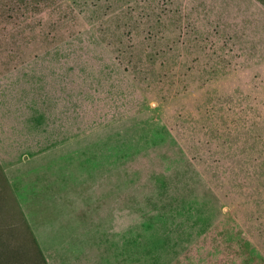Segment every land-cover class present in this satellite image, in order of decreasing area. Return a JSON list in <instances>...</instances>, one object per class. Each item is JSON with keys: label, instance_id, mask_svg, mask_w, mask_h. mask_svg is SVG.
Instances as JSON below:
<instances>
[{"label": "rangeland", "instance_id": "obj_1", "mask_svg": "<svg viewBox=\"0 0 264 264\" xmlns=\"http://www.w3.org/2000/svg\"><path fill=\"white\" fill-rule=\"evenodd\" d=\"M0 264H264V0H0Z\"/></svg>", "mask_w": 264, "mask_h": 264}, {"label": "bare ground", "instance_id": "obj_2", "mask_svg": "<svg viewBox=\"0 0 264 264\" xmlns=\"http://www.w3.org/2000/svg\"><path fill=\"white\" fill-rule=\"evenodd\" d=\"M47 231H49V230H47ZM47 231H46V232H47ZM44 232H45V231H43L41 234H43Z\"/></svg>", "mask_w": 264, "mask_h": 264}]
</instances>
